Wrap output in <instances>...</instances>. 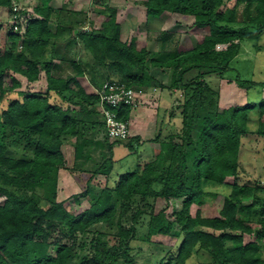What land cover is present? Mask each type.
Here are the masks:
<instances>
[{
	"label": "trees",
	"instance_id": "1",
	"mask_svg": "<svg viewBox=\"0 0 264 264\" xmlns=\"http://www.w3.org/2000/svg\"><path fill=\"white\" fill-rule=\"evenodd\" d=\"M29 1L23 36L0 18V264H137L142 256L143 264H264V184L242 180L247 140L264 139V96L249 103L256 86L264 94V81L235 76L246 104L228 108L221 107L218 82L234 70L243 43L264 50V0L135 1L151 18H183L162 28L158 39L175 47L160 53L136 39L123 41L117 10L101 0L91 12L71 9L66 0L58 10L53 0ZM14 2L0 0V12L12 15ZM56 61L70 72L62 75ZM162 71L169 73L166 83L157 81ZM43 73L45 92L20 90L16 75L36 82ZM109 81L182 94L179 116L168 111L180 127L166 137L158 130L148 143L152 159L116 168L98 93ZM112 110L119 120L132 118L130 106ZM70 141V171L106 178L86 210L71 211L58 200ZM139 143L138 136L126 143L132 159ZM89 194L69 203L79 205ZM220 194L219 215L204 216L205 201ZM173 200L183 201L181 210L169 211ZM158 201L167 205L158 209ZM193 205L200 208L195 215ZM98 224L109 231L91 234ZM158 236L176 242L164 246Z\"/></svg>",
	"mask_w": 264,
	"mask_h": 264
},
{
	"label": "rangeland",
	"instance_id": "2",
	"mask_svg": "<svg viewBox=\"0 0 264 264\" xmlns=\"http://www.w3.org/2000/svg\"><path fill=\"white\" fill-rule=\"evenodd\" d=\"M66 1L72 2L71 9L82 10L84 12H91L93 8H95L93 4L97 2V0ZM135 1L138 0H101L99 3L108 4L117 10L118 22L122 26L123 41L130 42L131 40L136 39L138 45H142L143 42L146 43V47L151 52H171L175 46L171 44H166V46H164L158 38L160 36L161 30H163L165 27L174 26V22L176 24V21H181L183 18L180 15H172L169 17L170 14L166 16L167 18H151L147 15L146 10L142 6L139 7L134 3ZM63 3V0H53V6L56 10L62 7ZM230 3L234 5L235 2L231 1ZM14 7L16 10H24L26 8L31 11L33 4L29 0H18V3L14 2ZM26 16H28V14H23V18H26ZM0 18L3 19V21H6V23L8 22V29L11 31L14 30L11 28V15H9V13H6L5 10L1 11ZM191 22H193L192 19H189L186 22L184 21L185 24H189ZM182 28L183 27H180L178 30H181ZM26 31L27 28L25 27V29L23 28L22 30L15 33L23 36ZM198 32L193 30L189 33L191 39L194 42L197 41ZM260 44L264 46V37ZM241 50V54L233 63L234 70L230 72L227 77L218 81L220 83V102L221 107L223 108L244 106L246 104V90L239 87L235 80V76H240L241 79L245 80L264 81V50L260 52L257 51L256 48L249 42L243 43ZM83 54V57L86 58L87 54L85 52H83ZM56 64H59V62L56 61ZM59 65H62L63 68L62 75H66L68 72H70L67 69V66H64L65 64ZM168 76L169 73L167 71L157 73V81L159 80L162 83H166ZM16 77L22 83V88L20 89L21 91L39 93L45 92L48 88L47 76L44 73L36 82H29L21 75H16ZM262 91V86H256L250 90L249 103L253 102L259 104L262 101ZM148 92V100L145 99L144 101L148 104H145L139 110L134 111L132 114L134 118H131L130 128L133 129V131L135 130L136 133L142 132L138 135L140 138L139 144H142V146L139 148L137 154H134V156L131 155L133 156V159L130 157L131 153L126 147V143L128 142L129 138H131L132 133L125 141L109 139L110 142H114L116 144L114 148V159L117 161V164L115 165L116 168H119L121 164L129 163V161L133 163L136 158H141L142 160L152 159V146L148 143L159 134L158 130L160 129V134L163 137H166L169 133H176L177 129L180 127L181 121L177 117L181 112L178 109V105L183 101L182 94L180 92H174V95H172V93H169L168 91H162L160 87H157L156 89H148ZM171 108L173 110V114L177 115L176 118L170 117L168 111H170ZM66 145L67 146L63 148V151L68 162V169L63 170L61 173L58 200L64 201L67 208L71 211H76L79 209L86 210L90 207V203L92 199L96 197L98 191L105 186L106 178L101 175L92 177L90 173L71 172L70 169L73 167L74 162V148L70 143ZM245 150L246 155L242 160V180L247 182L257 179L261 180L262 184H264V139L257 136L248 139L245 144ZM229 182H233V179H229ZM86 190H88L90 194L82 201L81 204L76 205L75 203H69V200L73 195H79ZM4 200L5 198L0 196V205L4 202ZM223 201L224 197L221 194L214 200L207 199L203 207H201L202 214L206 217L218 216L222 209ZM182 202V200H173L169 205V211L172 212L173 210H181L183 205ZM166 205V202L158 201L156 207L158 209H162ZM198 209H200L198 206L193 205L191 208L192 214L195 215ZM145 229L146 227L144 225L142 232H144ZM176 230L178 229L176 228ZM107 231H109V228L103 224L93 225L89 229L91 234ZM245 240L246 242L252 241L249 236H247ZM155 242H159V244L164 246H172L176 242V238L175 236H158L155 239ZM134 246L136 247L135 252H138L139 244L134 242ZM143 249L144 251L149 250L147 246H145ZM53 250H55V248ZM147 256L148 255L145 254V259ZM143 263L144 258L142 256L139 258L137 264ZM189 264L193 263L190 262Z\"/></svg>",
	"mask_w": 264,
	"mask_h": 264
},
{
	"label": "built area",
	"instance_id": "3",
	"mask_svg": "<svg viewBox=\"0 0 264 264\" xmlns=\"http://www.w3.org/2000/svg\"><path fill=\"white\" fill-rule=\"evenodd\" d=\"M14 9L15 10H13V13L11 15V28L14 29L12 32L15 33L22 30L23 28L25 29V27L27 28L28 20L31 17V11L25 12L22 9ZM23 14H28V16H26V18H23ZM217 48L225 49L226 46L219 45ZM98 93L101 95L100 107L102 108L104 113V120L106 122L108 136L112 140L125 141L130 137L131 134V120H119L118 114L112 109H117L122 106H130L133 112L139 110L140 108H142V106L148 104L144 102L145 99L148 100V90H134L127 88L125 85L118 82L109 81L105 83L104 87ZM110 107L112 108L110 109Z\"/></svg>",
	"mask_w": 264,
	"mask_h": 264
},
{
	"label": "crops",
	"instance_id": "4",
	"mask_svg": "<svg viewBox=\"0 0 264 264\" xmlns=\"http://www.w3.org/2000/svg\"><path fill=\"white\" fill-rule=\"evenodd\" d=\"M243 45V44H242ZM241 52H242V50H241ZM241 54V53H240ZM170 105V104H169ZM134 118V116L132 117V119ZM131 133H132V136L131 137H134V136H138L140 133H142V132H139V133H136L135 132V130L133 131V129H131ZM70 144H72V146H73V142L72 141H70ZM65 146H67V145H65ZM64 146V147H65ZM63 147V148H64ZM74 148V147H73ZM64 152V151H63ZM65 154V153H64ZM73 155H74V151H73ZM60 177H61V174H60Z\"/></svg>",
	"mask_w": 264,
	"mask_h": 264
}]
</instances>
